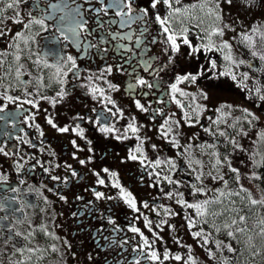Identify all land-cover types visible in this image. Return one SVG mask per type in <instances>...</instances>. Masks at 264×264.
<instances>
[{"label": "flooded vegetation", "instance_id": "flooded-vegetation-1", "mask_svg": "<svg viewBox=\"0 0 264 264\" xmlns=\"http://www.w3.org/2000/svg\"><path fill=\"white\" fill-rule=\"evenodd\" d=\"M7 2L0 0V9H4L0 12V32L4 33L0 35V264H130L137 257L141 264H152L132 251L142 241L138 234L128 231L129 226L138 227L150 242H155L153 248L161 259L167 249L170 256L180 255L184 261L192 256L196 264H231V252L226 247L218 249L217 242H211L219 235L205 224L198 223L190 229L188 218L199 219L196 211L177 201L201 202L215 196L220 186L225 187L218 177L227 180L229 174L225 176L218 168L212 175L196 179V148L203 141L216 145L222 137L219 133H228L226 127L238 120L237 113L221 107L241 113L247 110L244 98L251 80L245 78V58L235 46L248 28H264V0H255L252 7L246 6L245 0H180L174 7L186 10L184 23L175 22L173 27L188 28L184 35L198 51L193 52L178 39L180 49L175 53L170 51L166 34L155 22L157 11L168 15L163 4L150 9L151 23L145 51L141 52L130 42L113 40L109 35L130 31L121 29L118 23H108L120 19L114 8H109L107 15L100 13L105 22L102 28L97 15L89 11L108 5L111 0H103V4L101 0H24L15 9H6ZM217 3L219 21L207 15L208 7ZM51 4L63 10L53 11ZM77 5L91 30V34L80 35L79 46L71 39L64 40L54 28L72 27ZM134 6L150 8V0H135ZM16 12L20 15L16 16ZM30 13L32 17L50 15L46 20L48 31L39 25L26 29L24 23ZM62 16L67 19L61 21ZM214 27L223 28V36L207 35ZM131 31L138 34L139 25L133 24ZM17 33H22L27 43L17 39ZM54 36L59 39L54 40ZM101 37L107 40L106 44L100 43ZM153 37L156 43H151ZM88 42L98 45L100 51L96 47L85 50ZM225 42L229 48H223ZM119 43L129 44L136 52L130 64L123 61L132 53H123ZM209 44L211 50L204 47ZM104 48L108 49L106 53ZM17 55L19 60L15 59ZM68 55L75 59L76 69L56 77L57 61ZM228 55L231 61L225 60ZM140 56L154 58L153 68L162 70L151 74L144 71L137 65ZM45 62L53 66L46 67ZM121 64L125 71L117 70ZM108 65L113 67L111 74L104 71ZM133 66L139 76L157 86L129 90L128 84L135 80L128 74ZM61 67L66 71L70 64ZM186 74L197 75V80L177 83V77ZM173 83L177 84L176 92L171 89ZM110 84L115 87L110 88ZM97 89H102L103 95ZM7 96L18 99L9 101ZM26 100H33L35 106L24 103ZM136 101L147 111L137 109ZM257 107L264 111L262 102ZM133 118L136 133L125 131ZM49 119L56 127L48 123ZM77 126L83 136L73 131ZM210 126L211 134L205 133ZM65 127L69 130H58ZM102 127L113 131L102 132ZM137 148L141 151L137 152ZM130 154L137 159H130ZM82 160L84 164L80 163ZM259 177L258 181L264 183V169ZM99 179L105 183L99 184ZM114 183L119 187H114ZM193 185L203 187L206 194L194 195ZM120 188L131 193L139 211L125 203ZM96 191L105 198L97 199ZM168 193H172L171 197ZM145 217L151 231L145 227ZM201 228L208 235L207 245L202 237L192 236ZM125 240L127 244H123ZM187 246H191V252ZM29 248L36 251L28 252ZM238 249V253L245 251ZM209 251L214 255L209 256ZM163 264L183 262L169 259Z\"/></svg>", "mask_w": 264, "mask_h": 264}, {"label": "snow or ice", "instance_id": "snow-or-ice-1", "mask_svg": "<svg viewBox=\"0 0 264 264\" xmlns=\"http://www.w3.org/2000/svg\"><path fill=\"white\" fill-rule=\"evenodd\" d=\"M24 2V0H9L5 4L6 9H15L19 6L20 3ZM75 2V0H73ZM88 2V0H86ZM228 3H231L232 0H227ZM101 3L103 4V0H101ZM246 6L252 7L253 4L255 3V0H245ZM163 4L167 9H168V15L162 16L158 11L155 15V22L158 23L161 26L162 32L166 34V41L165 43L169 45L170 51L172 53L178 52L180 49V44L177 43L178 39L181 40V42L184 45H187L189 48H192L193 52L198 51L197 48L193 47L191 44L190 40L188 39L187 35H184L188 32V28L186 27H173V23L178 22L179 25H183L184 23V16L186 10H182L181 7H174L175 5L180 4V0H150V8L149 7H135V0H111V3H109L106 6H103L99 9L97 8H91L89 11H92L97 15V22L99 27H103L104 21L100 19V13L103 12L105 15H107V10L109 8H114L116 10V16L119 17L120 19L118 21L112 20L108 21L109 24H115L118 23L120 25V28H127L130 29V31L126 33H109V35L112 37L113 40L117 41H128L132 46H134L135 49H139L141 52L145 51V39H146V34L149 31V24L151 23V17H150V9H158V7ZM207 5H203L201 7H206ZM53 11L56 10H63V9H58V6L55 4L49 5ZM64 7H68L67 4L64 5ZM193 7H196V5H193ZM81 6L77 5L73 11L75 12V15L72 17V27L70 28H64L62 25H55V32L59 33L60 36L63 37L64 40H69L71 39L74 44L77 46L80 45L79 37L81 34L88 33L91 34V30L88 29V21L83 18L81 14ZM4 9H0V12H3ZM16 16H19L20 13L16 12ZM207 15L211 18L214 17L216 21L220 20V13H219V5L218 3L216 4L215 7H208V12ZM30 18L27 23H24V27L26 29H30L31 25H39L42 30L48 31V26L46 25V20L50 19V15H45L43 17H32L31 13L29 14ZM79 17V19L77 18ZM67 19V16H62L60 17L61 21H64ZM2 22V20H0ZM14 23H23L21 20H14ZM201 23L203 21H200ZM133 24H138L139 25V32L138 34L136 32L131 31L132 25ZM224 27H229L228 25H224ZM68 33H71V36L68 35ZM259 33V39L262 43H264V32H260L259 29L253 28L252 29V34L255 35ZM3 32H0V35H3ZM224 31L223 28L220 27H214L210 33H207V35L212 36V35H220L223 36ZM17 39H23L25 43H27V39L24 38L22 33H17ZM54 40H58L59 37L54 36ZM243 40L253 47L255 46L252 35L249 34H244L243 35ZM156 38L153 37L151 40V43H156ZM100 43H107V40L104 37H101ZM96 47L98 51H100L99 46L96 44H92L91 42H88L85 46V50L87 48H92ZM204 47L208 48V50H211V45H205ZM230 45L225 42L223 44V48H229ZM118 48L122 50L123 53H128L131 52V56H127L123 64H130L131 60L136 57V52L133 50V47H130L129 44L125 43H119ZM169 49H166L168 51ZM108 51L107 48L103 49V52L106 53ZM253 56L257 55L256 51L252 52ZM16 60H19L20 57L17 55L15 57ZM153 59L154 58H147L145 59L143 56H140L139 59L137 60V65L143 67L144 71L149 72L150 74L153 72H158L161 71L162 69H154L153 68ZM261 59H264V55L261 56ZM225 60H232V57L230 55L225 56ZM171 62V58L170 61ZM2 63V61H0ZM39 63V61H37ZM240 63H243V61H240ZM65 64H70V67L67 68L66 71H63L62 65ZM123 64L117 65V70L118 71H125ZM46 67H52L53 65L48 64L45 62ZM56 72L55 76L60 77L62 75H67L68 72L73 71V69H76L77 65L75 62V59L71 56L68 55L66 59H60L57 61L56 65ZM216 67L215 61L212 62V68ZM113 70V67L111 65H108L104 71L107 73L111 74ZM129 75L135 76L134 83H129L128 84V89L129 90H135L136 87H147V88H153L157 85L149 82L148 80L144 79L143 77L139 76L136 72V66L132 67V71L128 73ZM226 74V73H222ZM20 72L17 70V78H19ZM235 78V77H234ZM245 78H247V74H245ZM184 80H191L195 82L197 80V75L194 74H186L184 76H178L177 77V83L182 82ZM63 83V81H60ZM23 83H27V81H24ZM110 88H114V85H109ZM171 89L173 92L178 91L177 89V84L173 83L171 85ZM98 91L101 92V95H103V90L102 89H97ZM256 93L259 96V99L264 101V94L261 93V89L257 88ZM143 95H148V93H142ZM181 95H185V93L181 92ZM30 95V93H29ZM58 95H62L61 93H58ZM6 99L9 101H14L15 99L11 96H7ZM109 103H114L111 101V99H108ZM24 103L32 104L35 106V103L33 100H26ZM177 104H179V101H177ZM136 107L137 109L141 111H147V109L139 102L136 101ZM0 111H3L2 108H0ZM119 111V109H117ZM247 111V110H245ZM248 116H252L251 113H247ZM253 119H256L255 116H252ZM49 124H52L53 127H56L55 124H53L52 120H48ZM167 123V121H165ZM61 132H66L69 129L67 127L65 128H60L58 129ZM102 132H112V128H107V127H102L100 129ZM130 130L133 133H136L138 131V128L135 124V118L132 119V121L128 124L127 129L125 131ZM73 131H76L78 135L83 136V130L77 126L76 129H73ZM219 135L224 136V132H220ZM73 144L75 145V141H73ZM233 144H235V141L233 140ZM239 147V145H236ZM211 147V145H209ZM2 151V149H0ZM137 152H140V148L136 149ZM130 159L136 160L137 156L135 154H130ZM225 160H227V157H225ZM81 164H84L85 161H80ZM160 161L157 160L156 164L159 165ZM171 163V161H169ZM221 161L219 159L216 160V163L213 165V167H218L221 165ZM229 169L232 173L235 174V179L236 183L239 184L240 181V174L238 169L231 167L229 163ZM47 171V169H45ZM105 172H107V169H104ZM72 175H76L75 172L72 173ZM112 176H115V173H111ZM216 179L217 177H213ZM254 179H259L260 177L256 176L253 174ZM53 179H58V177H53ZM197 180H200L201 177L197 176ZM219 180L223 181L224 186L226 191L216 189V195L209 197L208 199H205L201 202L197 203H189L183 199H179L177 203L181 204L183 207L189 208V209H195L196 215L199 219L194 220L192 218H188V227L191 229L196 226V224H206V225H211L216 232H220L222 230L226 231V235L229 238L232 239H237L239 240V237L242 235H246L250 229L248 228L247 221L250 219L248 215L241 214V212L244 210V207L247 206L249 209H253L256 206H262L264 207V196H262L261 199L257 200L252 197V194L247 191L242 185L240 186L239 190H233L228 187V181L224 179L223 176L218 177ZM202 182V181H201ZM98 183L103 185L105 181L103 179H99ZM169 183H172L171 180H169ZM114 187H119L118 183L113 184ZM120 193H121V198L124 199L125 203L133 210V211H139L136 205V201L132 197L131 193L125 192L123 188H120ZM193 194H206V190L201 187L197 188L195 185H193ZM94 195L97 199L105 198L104 194L96 191L94 192ZM169 197H171L172 193L167 194ZM183 195V194H179ZM233 197H236L239 199L241 203V207L238 208L236 206L237 201L235 199H232ZM108 199H111V197H107ZM61 199H64L63 196H61ZM78 199H81V197H78ZM148 205L145 204L144 207H147ZM167 211V210H166ZM257 216L259 217L257 223L260 227L259 232L257 235L264 239V214L257 213ZM223 220L222 223H218V221ZM109 223H112L111 219H109ZM243 225V227H241ZM145 227L149 228V231H151V226H150V221H148V218L145 217ZM255 227V226H253ZM118 230V229H117ZM128 231L136 233L139 235L140 240L142 241V244L133 247L132 251L133 252H139L142 254L143 258L145 260L151 261L152 264H163L164 261H167L169 259H175L178 262H183V264H196L194 258L192 256H189L187 261H184L182 256L180 255H174L170 256L169 252L167 249H165V252L163 254V258L161 259V256L158 255L157 251L153 248L154 241L150 242L144 234L140 231L138 227L135 226H129ZM17 236L20 235V233H16ZM31 235V234H30ZM154 236H157L155 232H153ZM193 238H203V244L207 245L209 243L208 235L205 234L204 229L201 228L199 231H195L192 233ZM157 239H160V237L157 236ZM253 237L252 236H247V239L243 241L244 245L246 248H251L253 250V255H260L261 252L259 249L255 248V245L252 244ZM177 243H180V241L177 239ZM115 243V241H113ZM128 241L125 240L123 241V244H127ZM123 245H121L122 247ZM189 252H191V246H187ZM227 248L228 252L235 253L236 249L232 247L231 244L224 245L223 242L217 241V248ZM55 251V248H53ZM18 251H24V249H18ZM28 252H34L36 251L35 249H27ZM214 254L209 251V256H213ZM30 259V258H29ZM23 264V262H21ZM130 264H141L140 258H134L133 262H130Z\"/></svg>", "mask_w": 264, "mask_h": 264}, {"label": "rangeland", "instance_id": "rangeland-1", "mask_svg": "<svg viewBox=\"0 0 264 264\" xmlns=\"http://www.w3.org/2000/svg\"><path fill=\"white\" fill-rule=\"evenodd\" d=\"M253 28H248L247 31L243 33V35H252L255 46L253 47L249 43L245 42L242 35L240 37L239 43H237L235 47L238 50H241V53L245 58V65L242 67V69L246 70L247 76L251 80L250 84L252 92L245 95L244 99L246 103L244 104V108L248 109L252 116H256V119L253 120L252 116L245 115L242 119H240L241 121L238 124H236L237 121L229 124V128L233 129L234 126L235 128L233 129V131H231L230 138L227 140V142H222V154H214L213 156L208 157V154H206V152L204 151L205 149H203L204 146H202V149L200 151H196L198 155L196 156L193 164L195 168L199 169H193V171H198V173L200 174L199 176L204 175L203 173L206 171L205 169H207V171L209 170V175L205 176L212 175L217 168L223 171V169H225L222 161V157L224 154V158L227 157V160H225L227 166L230 163L231 167L238 169L240 174V181L239 184H237L235 174L230 171L228 166V170L226 169L225 171V176L226 174H229L230 176L226 178L227 180H230L228 181V183H230V188L238 191L240 186L242 185L245 189H247L249 193L252 194L253 198L259 200L262 198V196H264V194L257 183L258 179H254L253 174L259 176L257 168L261 163L262 155L264 153V121L262 119H258L260 115L264 116V111L262 109L260 110V108L257 107L259 101L262 102L264 107V101L260 100L259 96L256 93V89L260 88L261 93L264 94V59H261V56L264 55V43L260 41L259 33L255 35L252 34ZM259 30L260 32H264V28ZM253 51L257 52L256 56L252 55ZM254 104L257 108H259V110H257V108H254ZM224 109H228L231 112V108L228 106L224 108L221 107V110ZM233 140L235 141V144H233ZM236 145H239V147H237ZM210 155H212V153ZM217 159H219L222 163L218 167H213ZM193 174L194 176H197V173ZM219 189L226 191L225 187L222 186H220ZM232 199H235L237 201L236 206L240 208L241 203L239 199L236 197H233ZM257 213L264 214V207L259 205L253 209H249L247 206L244 207V210L241 212V214L248 215L250 217V219L247 221V225L250 231H248L246 235L240 236L239 240L229 238L226 235V231L224 230L220 231L222 233L221 234L220 232H216L211 225H207V228L211 229L213 233H215L214 235H219V237L212 238V241L210 240L212 243L221 241L225 244H231L232 247L236 250H239L238 248H242L245 250L241 253H231L233 257H231V264H264V239L257 235L260 230V227L257 223L259 219ZM222 222L223 220L218 221V223ZM241 227H243V225H241ZM249 235L253 237L252 244L255 245L256 249L260 250V255H253V250L251 248L245 247L243 241H245L247 239V236Z\"/></svg>", "mask_w": 264, "mask_h": 264}, {"label": "trees", "instance_id": "trees-1", "mask_svg": "<svg viewBox=\"0 0 264 264\" xmlns=\"http://www.w3.org/2000/svg\"><path fill=\"white\" fill-rule=\"evenodd\" d=\"M263 169H264V166H261V165H260V167H259V173H260V174H262V170H263ZM261 187H262V189H263V191H264V183H262V182H261ZM263 255H264V253H263Z\"/></svg>", "mask_w": 264, "mask_h": 264}]
</instances>
